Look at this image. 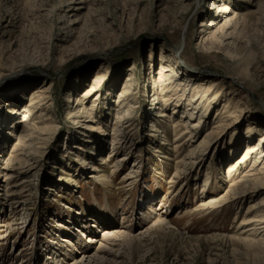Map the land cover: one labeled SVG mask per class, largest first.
Here are the masks:
<instances>
[{
  "label": "rangeland",
  "instance_id": "obj_1",
  "mask_svg": "<svg viewBox=\"0 0 264 264\" xmlns=\"http://www.w3.org/2000/svg\"><path fill=\"white\" fill-rule=\"evenodd\" d=\"M223 5L236 22L225 47L208 40L222 35ZM179 46L183 79L223 82L225 98L194 129L200 115L185 103L196 93L177 108L175 97L168 108L155 103L161 58ZM35 91L47 103L35 122L42 131L21 146ZM225 105L231 117L215 128ZM180 120L186 126L175 128ZM253 127L262 134L264 0H0V264H75L85 255L80 264H264V228L241 226L264 215L250 211L264 189L231 195L257 157L229 173ZM116 230L134 240L107 241Z\"/></svg>",
  "mask_w": 264,
  "mask_h": 264
},
{
  "label": "bare ground",
  "instance_id": "obj_2",
  "mask_svg": "<svg viewBox=\"0 0 264 264\" xmlns=\"http://www.w3.org/2000/svg\"><path fill=\"white\" fill-rule=\"evenodd\" d=\"M230 11H231V9L225 5L219 6L217 9H215V12H216V15L218 16V18H224L225 20H224V24L221 25L223 27L222 35L218 36V37H213V36L211 38L209 37L208 40L210 42H215V43L219 44L220 46L225 47V41L233 39V36H232L233 33L224 32L225 28L227 30V29L232 28L233 26L235 27V25H236V22L234 23L235 19H233V17L228 18V16H226V14L229 13ZM69 22L71 23L72 21H69ZM217 26H218V24H216V22H214V20L210 21V22H206L205 24L203 23L202 27L205 28V31L202 30L200 32L209 33L210 28H214ZM236 28H237V26H236ZM70 31L72 32V30H70ZM217 44H216V46H217ZM211 45H212V43H211ZM182 52H183V48H181V46H179L178 48H176L174 50L173 57L171 59L169 57H166V56L161 58V60L164 62V64H161V66H160L158 83H160L161 87L163 88V90H162L163 97L156 99V100H158V102H155V103L158 105L162 102L163 105L165 106V108H168V105L171 102V99L173 97H175V99H174L175 103H176V101H178V103H176V106H175L177 108V106L182 105L181 102H179V101L182 100L183 96H185L186 94L188 95L191 91L193 93H196L194 97L192 96L191 99H189L188 104L185 103L186 107L189 108L187 110L192 111V113L196 112L197 114L200 115V118H199L200 123H197V125L196 124L192 125V127H191L192 129H194L195 127L200 126V124L202 122L201 120L204 118V115L210 112V108H211L212 104L216 105L219 102H221V100L223 98H225V96L219 94L220 90L218 91L219 87L222 85L223 82L214 81L212 85H211V83H209L207 86H204L205 84L203 82H207V80H199L198 83H200V84H196V83H194V82H196L195 81L196 78L191 79V77L187 76V77H185V79H183L184 76H186V75L180 73V71H179V68H181L180 62L182 61V57H183ZM169 63H172L173 65L175 64V65L173 66ZM232 83L235 85L237 84L234 81ZM181 91H183L182 94H180ZM187 95H186V98L188 97ZM213 95H214V98L211 100ZM44 96H45V93H43L41 91H40V93L36 92V91L33 92L31 94L30 103L28 105L24 106V108H23L24 110L26 109V111L23 113L24 124H23V128H22L23 132L21 133L22 136L20 137V140L22 142L21 146H25V144L34 140L35 134L40 133L42 131V129L39 128L38 123L39 122L43 123V121H44L43 120L44 119L43 106L47 105ZM128 97H130V95L124 96V98H128ZM6 103L9 104L8 106L10 107V109H12V112H13L14 106H11L12 101L9 100V101L5 102L4 104H6ZM125 104L128 106L127 107L128 108V115L136 112V108L134 107V104L131 101L126 102ZM4 109L5 108L2 107V110H4ZM174 112H175V110H174ZM192 113H188V116H190V115L194 116ZM228 113H229V111H227L226 105L223 106V109L221 110V112H219V110L217 111L218 116L214 119L215 121L213 122V125L215 126V128H221L227 123V121L229 120L228 117H231V115H229V116L227 115ZM36 121H38V123H35ZM182 122H183L182 120L175 121L174 122L176 124L175 128H179V126H183L186 124L185 122H183L184 124ZM257 128L259 130V127H257ZM258 130H256V127H253L252 129H250L251 133L249 134L250 136L248 138V141H246V144H248V145L246 146L245 155L242 157V160H239L237 163H235V165L229 166V173L230 174H232L234 172L237 173L239 171V169L241 168V166L246 163L247 159H251L254 157H257V159H258V162L256 161L252 165V168H250L249 171H246L245 173H243L241 175V180L238 182V184L241 183L242 185L237 187L239 190H234L232 192V194H231L232 196H234V195L235 196H243L244 194H247V193H249V194L254 193L253 195L257 196V195L261 194L262 190L264 189L263 188L264 187V161H263V165L261 166L260 169H258V166H257V168H255L257 163L261 162V160H264V147H263L264 146V128H261L262 134L260 133V135H257V134H259ZM117 133H119V131H117ZM235 133L236 134L234 136L233 143H236L235 138L236 137L239 138V136H240L238 132H235ZM189 134H192V133H189ZM254 134H256V136ZM190 137H191L190 141H192L194 138L193 135H191ZM211 137H212V134H209L204 141L199 143V145L201 144V147L198 145V148L200 147L201 149L198 151V153L200 151H202L204 147L208 148L210 146V144H211L210 141L212 140ZM255 137H257V139H258L256 141L257 146L255 144L250 145L251 142L254 141ZM113 143L114 144H120V139H118V138L114 139ZM216 143H217V141H216ZM229 152L234 154L235 147L234 146L230 147ZM194 154H196V151H194ZM254 171H256V172H254ZM252 173H254V174H252ZM255 176H257V177L254 178ZM214 177H216L215 173H214ZM214 177H213V175L209 174L207 177L206 184L209 185V183L210 184L213 183V182H210V180ZM244 196H246V195H244ZM224 198L225 197H221L218 199H211L209 201H202L200 203V207L201 206H207L208 204L216 205L218 203H222L225 200ZM263 210H264V195H262V197L258 201L251 204V206H250L251 212L257 211L258 213H260L261 211L263 212ZM247 225L250 227L247 230L248 232H250V233L252 231L254 233L258 232L259 229L264 228L263 227L264 215H262V216L258 215V216H255L254 218H251V219H249V218L244 219V221L241 223V226H247ZM259 226H261V227H259ZM107 232H106V234H107ZM251 234H253V233H251ZM106 239H107V241H109V240H116V241L121 240L124 243L129 244L134 240V237L132 235H130L129 233H125L123 231L116 230L114 232L112 231V233H108ZM91 240H92L91 242H94V239H91ZM100 250H102V248H100ZM104 253H106L108 256H113V254L109 253L106 250H104ZM85 257H86V255L83 257L81 262L77 261L75 264L83 263L85 260ZM99 258H100V260L102 259L103 261L107 259V257H102V258L99 257Z\"/></svg>",
  "mask_w": 264,
  "mask_h": 264
}]
</instances>
